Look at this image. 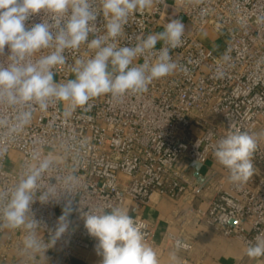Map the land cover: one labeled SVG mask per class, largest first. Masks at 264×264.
Masks as SVG:
<instances>
[{
	"label": "built area",
	"instance_id": "1",
	"mask_svg": "<svg viewBox=\"0 0 264 264\" xmlns=\"http://www.w3.org/2000/svg\"><path fill=\"white\" fill-rule=\"evenodd\" d=\"M259 16H264V0H158L151 9L130 17L119 46L134 45L138 36L162 31L172 19L184 23V43L172 52L178 70L153 81L143 93L101 96L90 101L87 110L77 108L69 115L67 105L37 110L22 131L0 126V190L13 187L38 159L50 160L42 183L56 186L60 201L37 199L31 211L47 240L71 200L69 231L57 241L62 254L71 259L77 248H92L96 242L84 226L81 207L123 208L128 198L147 204L155 192L180 197L190 182L187 166L212 156L231 126L258 134L253 174L244 183L231 181L228 189L220 188L198 213L200 222L217 234L239 238L248 246L264 233V22L257 23ZM43 18V12L30 16L26 27ZM212 21L220 27L219 51L202 37ZM104 23L98 15L97 27ZM84 51L82 46L79 53L67 54L69 63ZM8 54L5 46L0 61ZM56 78L73 77L65 67ZM12 115V110L0 106V118ZM13 150L18 161L8 168ZM73 178L79 187L69 193L65 185ZM132 217L144 225L146 239L153 240L154 227ZM9 232L6 246L20 247L22 235ZM29 263L27 259L25 264Z\"/></svg>",
	"mask_w": 264,
	"mask_h": 264
},
{
	"label": "clouds",
	"instance_id": "2",
	"mask_svg": "<svg viewBox=\"0 0 264 264\" xmlns=\"http://www.w3.org/2000/svg\"><path fill=\"white\" fill-rule=\"evenodd\" d=\"M157 2L0 0V56L5 46L9 50L6 59L0 61V106L13 111L8 119L0 118V126L22 131L37 110L46 112L51 107L67 105L65 114L69 115L77 108L87 110L89 102L101 96L118 98L146 92L153 81L175 73L179 65L172 52L183 45L185 34L180 19L170 20L160 32L138 36L134 45L118 44L129 18ZM41 12L45 18L27 28L29 17ZM101 14L105 23L98 28L96 21ZM262 22L264 16H259L257 23ZM82 46L84 53L69 63L67 54L79 53ZM140 59L143 63H136ZM65 67L73 78L58 80L57 73ZM229 129L214 146L213 156L228 170L230 181L244 183L253 174L252 156L258 134L231 126ZM50 168V160L38 159L13 187L0 190V228L22 235L18 254L32 264L69 231L71 223L73 208L69 200L46 240L41 235V223L31 211L37 199L41 203L60 201L56 186L42 183ZM65 187L74 193L79 183L73 178ZM80 214L88 234L97 240L95 248L102 257L101 264H160L157 252L145 242L144 225L123 208L81 207ZM187 247L183 241H175L176 251ZM246 255L252 259L264 257V233L248 242ZM170 258L176 261V252Z\"/></svg>",
	"mask_w": 264,
	"mask_h": 264
},
{
	"label": "crops",
	"instance_id": "3",
	"mask_svg": "<svg viewBox=\"0 0 264 264\" xmlns=\"http://www.w3.org/2000/svg\"><path fill=\"white\" fill-rule=\"evenodd\" d=\"M207 33L213 41L217 39ZM186 169L190 182L180 197L155 192L147 204L128 198L123 206L130 216L142 218L154 227V239L145 242L157 252L160 264H264V257L252 259L246 255L247 245L239 238L219 235L199 220V209L207 208L220 188H229V172L213 155L204 163L189 164ZM9 234V230L0 232V264H25L27 258L18 254L19 247L6 246ZM177 239L189 246L176 251ZM96 243L97 240L92 248H77L71 259L62 254L56 243L43 257L38 256L35 264H101ZM173 252L178 257L176 261L170 258Z\"/></svg>",
	"mask_w": 264,
	"mask_h": 264
},
{
	"label": "rangeland",
	"instance_id": "4",
	"mask_svg": "<svg viewBox=\"0 0 264 264\" xmlns=\"http://www.w3.org/2000/svg\"><path fill=\"white\" fill-rule=\"evenodd\" d=\"M209 29V30H208ZM206 29V33L203 34V40L213 49H215V51H219L220 48L222 47V39L221 37H219L218 35V31H220V27L218 26V23L212 21L211 25L209 26V28ZM207 31H209L211 36H214L212 38H217L216 40H212L211 37L209 36V34L207 33ZM217 31V32H216ZM216 36V37H215ZM18 161V153L16 151H12L9 155V160L7 163L8 168H12L16 165Z\"/></svg>",
	"mask_w": 264,
	"mask_h": 264
},
{
	"label": "water",
	"instance_id": "5",
	"mask_svg": "<svg viewBox=\"0 0 264 264\" xmlns=\"http://www.w3.org/2000/svg\"><path fill=\"white\" fill-rule=\"evenodd\" d=\"M196 163V162H195Z\"/></svg>",
	"mask_w": 264,
	"mask_h": 264
}]
</instances>
